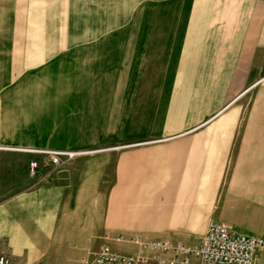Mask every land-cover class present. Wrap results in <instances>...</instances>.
<instances>
[{
    "label": "rangeland",
    "instance_id": "obj_1",
    "mask_svg": "<svg viewBox=\"0 0 264 264\" xmlns=\"http://www.w3.org/2000/svg\"><path fill=\"white\" fill-rule=\"evenodd\" d=\"M139 30L140 0L0 6V255L11 264H90L102 246L127 255L141 242L193 245L204 233L199 218L187 229L167 217L179 165L165 137L187 125V108L180 87L142 78ZM39 150L71 157L52 166L31 152ZM109 209L119 217L99 223L92 238L67 231L72 248L58 252L55 238L30 243L40 226L58 229L86 211L105 218ZM196 210L200 217L203 206Z\"/></svg>",
    "mask_w": 264,
    "mask_h": 264
},
{
    "label": "crops",
    "instance_id": "obj_2",
    "mask_svg": "<svg viewBox=\"0 0 264 264\" xmlns=\"http://www.w3.org/2000/svg\"><path fill=\"white\" fill-rule=\"evenodd\" d=\"M139 38L142 78L180 87L187 108V125L165 137L177 145L179 165L168 219L188 229L199 218L205 230L215 221L264 239V0H140ZM9 42L13 50V33ZM119 215L71 214L58 229L40 226L30 243L55 238L62 252L72 248L68 230L92 238Z\"/></svg>",
    "mask_w": 264,
    "mask_h": 264
},
{
    "label": "built area",
    "instance_id": "obj_3",
    "mask_svg": "<svg viewBox=\"0 0 264 264\" xmlns=\"http://www.w3.org/2000/svg\"><path fill=\"white\" fill-rule=\"evenodd\" d=\"M48 157L52 166H59L68 153L31 151ZM38 164L28 163L29 175L35 176ZM0 264H11L10 258L0 255ZM90 264H264V239L240 234L211 221L193 245L157 239L139 243L135 253L120 255L108 246L94 254Z\"/></svg>",
    "mask_w": 264,
    "mask_h": 264
}]
</instances>
